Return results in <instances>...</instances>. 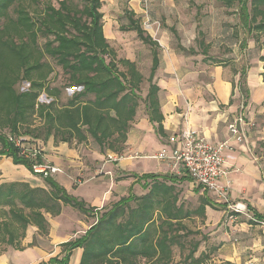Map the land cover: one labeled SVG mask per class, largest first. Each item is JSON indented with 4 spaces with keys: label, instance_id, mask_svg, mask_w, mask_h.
<instances>
[{
    "label": "trees",
    "instance_id": "obj_1",
    "mask_svg": "<svg viewBox=\"0 0 264 264\" xmlns=\"http://www.w3.org/2000/svg\"><path fill=\"white\" fill-rule=\"evenodd\" d=\"M233 8L244 33L246 46L253 38L264 48V0H219ZM0 0V155L12 157L34 175H41L47 186L29 181H0V254L8 247L23 250L22 240L30 226L49 232L47 214L59 215L63 206L81 211L84 200L75 197L54 176L44 177L33 169V161L20 153L10 137H26L44 142L83 143L91 138L101 152L121 153L143 101L145 114L160 137L164 128L160 91L156 79L160 65V44L146 32L134 10L128 11V30L151 46L152 64L147 94L142 95L144 75L137 63L118 58L104 32L102 0ZM202 32L199 31V34ZM45 41L40 43V39ZM203 46L204 39L199 38ZM182 51L195 49L179 46ZM204 50L206 54L207 50ZM52 58L68 75V83L79 90L59 103L62 91L49 85ZM264 61V54L261 56ZM120 64L126 69L122 70ZM29 82L26 90L17 84ZM238 87L244 106L250 91L247 67L240 71ZM45 92L48 102H40ZM5 128L9 132L3 131ZM37 162H43L39 158ZM2 171L0 169V180ZM159 174L145 173L141 179L153 178L148 191L129 194L105 208L97 220L80 236L62 243V258L51 257L42 264H70L73 251L81 248L79 264H203L209 254L198 253L203 233L189 222L206 218V206L213 207L206 192L195 208L180 199L175 182L158 179ZM191 178V176H189ZM192 179V178H191ZM202 238H205L203 234ZM30 245H34L32 242ZM180 259L175 260V249Z\"/></svg>",
    "mask_w": 264,
    "mask_h": 264
},
{
    "label": "crops",
    "instance_id": "obj_2",
    "mask_svg": "<svg viewBox=\"0 0 264 264\" xmlns=\"http://www.w3.org/2000/svg\"><path fill=\"white\" fill-rule=\"evenodd\" d=\"M104 32L106 35L105 27ZM159 44L162 49L165 48L160 42ZM244 67H247V85L250 91L247 108L252 109L247 119L253 123L252 126H247L246 142L234 140L229 129V124L238 118L236 112L239 105L235 100L237 96L235 93L240 95V92L238 87L234 88V84L238 83L240 76L235 75L233 79L231 74L227 76L229 67H221L209 84L197 80L192 82L185 77L177 81L167 77L166 73L173 71L176 66L171 67L169 64L166 66L165 56L162 54L156 79L161 87L163 124L167 136H158L146 114L144 116L137 114L125 149L121 153L109 150L101 152L100 149H96L88 152V158L85 159L78 147L70 146L67 142L56 144L50 139L43 147V158L45 161L62 166L64 172L55 179L70 193L80 188V186L75 187L71 168H75V171L77 169L78 174L83 173L86 168L89 171L87 174L92 176L110 175L108 180L114 179V176L123 177L124 185L127 187L132 186L131 188L134 189L137 185L141 186L145 191L141 194L143 195L148 191L147 184L153 180V178L139 177L145 173L159 174L158 179L166 178L169 184L175 182L177 188L180 183L181 185L195 183L192 177H189L187 170L180 164H175L172 159L161 160L152 157L164 148L170 152L177 146L183 129H197L213 142L229 140L231 148L225 150L228 174L220 178V183L226 187L228 202L217 200L207 190L206 194L213 207L206 206L205 222L198 228L204 229L205 237L209 236V238H204L198 253L209 254L203 264H247L250 260L264 264V228L255 221L264 220V115L262 114L264 113V62L242 68ZM109 154H121L122 158L111 160ZM140 158L151 159L153 165L138 171ZM88 159L96 161H91L87 166ZM0 169L2 171L0 181L23 180L32 183L36 179V175L28 168L15 164L12 157L6 155H0ZM79 183L83 182L79 181ZM197 188L198 185L196 191ZM178 189L182 200V189ZM200 189L201 195L205 193L204 189L203 191ZM110 193L111 189L105 191L103 196L105 201ZM229 204H239L255 220L248 219L243 213L231 218L232 211L229 209ZM37 230L36 226H30L22 240L25 248L6 250L0 254V264H42L48 262L51 257L62 258L61 248L56 249L54 254L44 256L42 255L44 251L39 246L30 245ZM51 230L53 232V227ZM68 240L70 239H61L57 243ZM70 264H75V260L71 259Z\"/></svg>",
    "mask_w": 264,
    "mask_h": 264
},
{
    "label": "rangeland",
    "instance_id": "obj_3",
    "mask_svg": "<svg viewBox=\"0 0 264 264\" xmlns=\"http://www.w3.org/2000/svg\"><path fill=\"white\" fill-rule=\"evenodd\" d=\"M59 0H53L56 6H59ZM78 1V0H75ZM101 7L104 13L103 22L106 30V35L109 43L115 48L118 58H129L137 63L139 70L144 75L141 93L143 96L147 94L149 82L148 76L152 64L151 46L143 43L137 36L136 31L128 30L126 27L129 24L128 11L134 10L138 18L141 19L146 32L151 34L155 40H158L164 45L159 48L160 55L164 54L165 64L176 68L166 73L170 79L185 77L186 79L211 83L217 70L221 67H229L227 76L231 74L232 78L240 76V71L243 66L260 64L264 62L261 56L264 54V48L260 47L253 38H249L246 46H242V38L244 33L238 25V16L233 13V8L226 7L219 0H102ZM150 19L153 23L151 27L145 25L144 21ZM199 31L202 32L199 34ZM199 38L204 39L203 46L199 45ZM45 41L40 39V43ZM184 46L187 49H195L196 53L180 50L179 46ZM207 52L204 54V50ZM53 67V72L48 78V83L52 87L60 88L62 91L60 104L67 101L74 91L80 87H73L68 83V75L64 73L62 67L52 58H46ZM122 70L126 67L123 64L119 65ZM264 73V72H263ZM264 75V74H263ZM29 87V82L23 81L17 84L19 91L26 90ZM211 91V89L209 90ZM239 92V90H238ZM238 101L237 116L242 114L246 118L249 116L251 108H247L250 98L247 99V105L243 106V99L239 93H235ZM51 98L45 92L39 97L40 102H48ZM264 115V113H262ZM138 115H145L143 101L140 103ZM3 131L9 132L8 128ZM33 141V140H32ZM42 149L46 142L38 139ZM70 146L78 147L80 154L86 159L91 150H99V146L91 138L83 143L72 142ZM107 157V156H106ZM108 159V157H107ZM95 162V159H88L87 166L90 162ZM49 162V161H46ZM139 167L137 170L146 169L149 165H153L151 159L140 158L138 160ZM55 164L53 162H49ZM57 165V164H55ZM60 166V165H57ZM62 168V166H60ZM63 169V168H62ZM64 170V169H63ZM71 175L75 180V187L71 194L85 201L87 207H93L88 211H81L70 205L63 207V213L59 215L47 214L49 221V232L41 233L35 231L33 243L43 250L42 255L49 256L54 254L56 249L62 250L64 255L65 248L62 243H57L61 239H75L88 229L96 220L97 214L109 208L115 201L123 196L135 194L140 196L145 191L141 186L137 185L134 189L124 185L123 177L114 176L112 180H108L110 175L92 176L87 174L89 171L86 168L83 173L78 174L75 168H71ZM88 171V172H87ZM59 175V174H58ZM57 175H54L56 177ZM92 177V178H91ZM131 177V176H130ZM78 181V182H77ZM82 181L83 183H79ZM33 185L47 186L44 178L37 175L32 182ZM197 184L181 183L178 188L182 189V195L185 205L190 208H195L200 203L199 191H196ZM111 189L110 195L105 199V191ZM133 189V190H132ZM200 190L203 191V188ZM124 194V195H123ZM212 193H210L211 195ZM209 195V196H210ZM211 196H214L213 194ZM100 200V201H99ZM243 214L249 219L243 208ZM205 220L197 217L194 221L189 222L193 228L201 226ZM259 223V222H258ZM260 224V223H259ZM261 225V224H260ZM262 226V225H261ZM53 227V232H52ZM263 227V226H262ZM202 230V229H201ZM204 230V229H203ZM202 230V232H203ZM205 232V231H204ZM204 233L195 235L201 241ZM209 238V236H206ZM205 237V238H206ZM54 239V242L52 240ZM200 244V246H201ZM11 250L8 247L7 250ZM200 249V247H199ZM81 248L73 251L71 259L75 264H79ZM198 252H200L198 250ZM180 250L175 249V260L180 259ZM63 257V256H62Z\"/></svg>",
    "mask_w": 264,
    "mask_h": 264
},
{
    "label": "built area",
    "instance_id": "obj_4",
    "mask_svg": "<svg viewBox=\"0 0 264 264\" xmlns=\"http://www.w3.org/2000/svg\"><path fill=\"white\" fill-rule=\"evenodd\" d=\"M144 23L148 27L153 25L150 19L145 20ZM242 108H244V103ZM252 125L253 123L250 120L240 114L237 120L229 124L232 138L238 142H246L248 140L247 126ZM10 138L20 148L22 156L35 161L33 164L35 172L41 173L44 177L54 176L64 172L60 166L44 160L43 149L39 142L32 141L26 137ZM178 141L177 146L172 148L170 152L164 148L152 157L161 160L172 159L175 164H180L187 170L197 185L203 186L217 200L228 202L227 190L220 183V178L228 174L225 150L231 148L229 140L213 142L199 130L185 128L182 130ZM108 157L111 160H120L122 155L109 154ZM39 158H43V162H37ZM229 209L232 211L231 218H235L238 213H244L243 208L239 204H229ZM245 213L250 219L255 220L251 214L248 212ZM255 221L259 222L264 228V220ZM247 264L257 263L254 260H250Z\"/></svg>",
    "mask_w": 264,
    "mask_h": 264
}]
</instances>
